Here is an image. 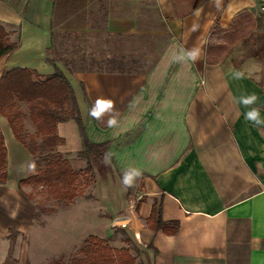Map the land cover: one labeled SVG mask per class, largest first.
<instances>
[{
	"label": "crops",
	"instance_id": "crops-1",
	"mask_svg": "<svg viewBox=\"0 0 264 264\" xmlns=\"http://www.w3.org/2000/svg\"><path fill=\"white\" fill-rule=\"evenodd\" d=\"M254 3L0 0V22L12 39L14 29L19 35L18 47L0 58V76L15 67L42 75L60 68L88 139L108 141L117 170L142 175L141 221L118 215V196L109 204L113 220L144 237L135 264H264V94L224 66V52L212 45L216 22ZM101 101L111 107L101 111ZM0 131L7 150L0 264L48 263L69 249L53 236L75 233V211L36 210L19 187L35 169L33 157L2 115ZM57 132L58 152L82 148L75 120L59 122ZM154 202L163 220L178 221L175 233L146 227Z\"/></svg>",
	"mask_w": 264,
	"mask_h": 264
},
{
	"label": "trees",
	"instance_id": "trees-1",
	"mask_svg": "<svg viewBox=\"0 0 264 264\" xmlns=\"http://www.w3.org/2000/svg\"><path fill=\"white\" fill-rule=\"evenodd\" d=\"M18 44L19 35L12 39L6 25L0 22V58L13 52ZM0 115L7 119L16 140L32 157H38L35 173L20 180L19 187L36 184L46 189L48 196L72 203L83 191V185L92 178L91 158L108 155V141L93 142L86 136L72 85L57 66L48 75L25 67L5 71L0 76ZM25 119L33 126L32 132L25 131ZM68 119L75 120L79 128L82 148L76 155L86 160L83 169L75 170L69 159L57 151L58 145L64 143V138L57 132V124ZM6 157L7 150L0 131L1 183L7 178ZM28 195L32 197L30 193ZM146 222L151 229L170 234L178 228V221L162 219L160 205L156 202L152 204ZM79 252L80 256L70 258L67 263L58 258L44 264H135L136 261L128 247L113 248L95 235L84 240Z\"/></svg>",
	"mask_w": 264,
	"mask_h": 264
},
{
	"label": "rangeland",
	"instance_id": "rangeland-1",
	"mask_svg": "<svg viewBox=\"0 0 264 264\" xmlns=\"http://www.w3.org/2000/svg\"><path fill=\"white\" fill-rule=\"evenodd\" d=\"M216 23L218 26L213 31L216 41H213L212 45L224 52L221 63L251 80L264 94V12L257 11L254 5L244 14L242 11L237 12L227 21L218 20ZM13 32L14 39H16L17 30L14 29ZM130 45L126 43L124 49L126 47L128 50ZM24 129L26 132L34 130L27 119H25ZM61 153L63 157L69 159L75 170L83 169L86 166V160L78 157L76 152ZM33 160L36 169L38 157H33ZM91 162L93 166L92 178L88 184L83 185V191L74 198L72 203L68 204L61 199L48 196L46 189L36 184H24L23 187L32 195L38 212L75 211V233L73 235L69 233L64 238L60 235L53 236V239L58 238L64 242L67 240L69 244L68 250H59V254H57L59 258H63L64 263H67L72 257L80 256L79 250L89 235H95L105 240L113 248L128 247L137 259L140 256L139 248L141 250L144 248L143 235L140 233L137 235L128 221L117 217L113 220V212L109 204L118 196L120 205L117 208L118 211L121 210L118 215L125 214L127 217L134 215L138 221H141L137 206L147 200L146 188L141 181L143 177L139 173L117 170L108 155L92 157ZM35 169L30 175L35 173ZM131 205H135L136 210H130L128 213V207ZM55 221L61 223L63 220L55 219ZM116 221H118V226L113 225V222ZM145 225L150 228L146 219ZM49 237L47 236V238ZM72 244L73 248H71ZM56 253L57 251L54 252V254Z\"/></svg>",
	"mask_w": 264,
	"mask_h": 264
},
{
	"label": "clouds",
	"instance_id": "clouds-1",
	"mask_svg": "<svg viewBox=\"0 0 264 264\" xmlns=\"http://www.w3.org/2000/svg\"><path fill=\"white\" fill-rule=\"evenodd\" d=\"M105 107H111V101H108L107 103H105V102H103V101H101V102H99V108H100V110L101 111H103V109L105 108ZM93 116H96V117H98L99 115H100V112L99 111H93L92 113H91ZM252 118H255V113H250L249 114Z\"/></svg>",
	"mask_w": 264,
	"mask_h": 264
},
{
	"label": "built area",
	"instance_id": "built-area-1",
	"mask_svg": "<svg viewBox=\"0 0 264 264\" xmlns=\"http://www.w3.org/2000/svg\"><path fill=\"white\" fill-rule=\"evenodd\" d=\"M254 5L256 6L257 11L264 12V0H255ZM117 223L118 221L114 224L118 226Z\"/></svg>",
	"mask_w": 264,
	"mask_h": 264
}]
</instances>
